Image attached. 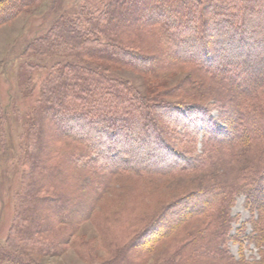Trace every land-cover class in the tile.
I'll list each match as a JSON object with an SVG mask.
<instances>
[{"label": "trees", "instance_id": "16d2710c", "mask_svg": "<svg viewBox=\"0 0 264 264\" xmlns=\"http://www.w3.org/2000/svg\"><path fill=\"white\" fill-rule=\"evenodd\" d=\"M34 1L0 0V25L23 12ZM111 1L113 2L109 3V7L114 10L116 8L114 5L118 4L119 0ZM152 3L148 9L150 12L153 11L155 18L150 22H156L159 26L162 36L160 42L168 46L172 52H177L174 57L194 63L203 72L224 81L236 92L238 98L229 107L230 110L222 114L223 117L212 114V109L209 107L205 109L207 105L203 104L202 100L179 102V105L187 106L182 110L167 106L183 113L192 110L190 116L185 115L188 121L177 117L170 109H165L161 113L174 115L175 120H182L180 123L185 126L199 127V133L207 143L236 148L248 142L264 139V113L260 111L261 105H257L264 98V75L259 72V68H264V47L260 45L264 43V35H259L260 29H264V0H193L191 2L153 0ZM200 3L201 9L196 11L193 25L191 12L197 10V5ZM112 13L105 14L102 11L96 19H91L96 20L95 30L109 38L108 42L118 37V26L112 19ZM76 28L80 31L78 27ZM191 28L192 32L186 35L187 30ZM84 30L86 32H82L88 37H84L80 42L87 44L91 41L101 45L102 41L100 42L97 36L95 38L90 35L91 28L85 27ZM177 35H181V38ZM208 39L213 44L211 52L207 51L205 46V41L207 42ZM179 41L181 44L178 43ZM132 44V40L127 37L124 43H115L116 47L112 46L121 53L136 56V53L131 52ZM216 50L217 52H214ZM108 52L98 51L95 54L85 52L83 56L114 64L119 62L117 55ZM186 52L194 58L186 57ZM197 57L200 59L198 60ZM210 64L213 66H209ZM230 67H233V70ZM240 72L244 73V77H236ZM102 73L100 75L103 77L97 78L103 80L94 82L88 81V78L85 79L84 88L82 85L76 88L75 99H79L80 104L74 103L66 107L61 105L62 102L57 104V99H53L54 106L43 109V112L49 110L52 114L55 113V118L51 116L50 121L52 127L55 125V134L48 132V138L41 144L34 142L35 146H40L32 162L26 161L28 155L23 148L16 156V167L23 168L22 173L25 176L22 179L21 192L16 193L13 198L11 225L5 242L0 244V264H46L37 258L55 257L65 252L68 244H73L71 234L75 232L78 223L90 217L94 206L98 205L107 193H112L115 187L120 186V178L132 177L124 176L123 173L139 176L147 171H156L155 168L142 165L140 161L148 160L150 163L151 159H156L159 164L171 159L182 163L188 161V157L165 142L167 139L162 134L156 136L157 123L150 102L138 98L137 92L132 90L128 81L108 78L104 72ZM246 75L250 79L245 77ZM49 86V91H57L48 84ZM120 88L125 89L121 91ZM68 93L70 92L66 94L69 95ZM133 96L138 98L139 106L143 111L132 112L123 105L134 103V101L129 102L133 100ZM114 99H119L118 104ZM169 102L178 103L175 100ZM57 141L62 146L55 149L54 143ZM72 142L74 145L70 148L67 144L71 145ZM4 146L5 143L1 145L3 151ZM96 152L104 154L109 161L108 164L91 161L89 154L95 158L98 155L99 158ZM57 160H60L59 163ZM122 161L127 164H123ZM184 167L185 165L182 164L174 171L191 169ZM263 169L262 174L257 173L254 177L251 168L241 173L244 178L243 186L248 190L247 194L249 197L257 196L260 202H264ZM247 176L250 177L246 179ZM257 176H260V181L252 186L251 181ZM213 189L196 190L197 192L192 193L184 201L174 204L164 213L165 215L156 220L146 219L141 231L131 232L138 220L148 217L149 211L139 212V215H135L127 227H124L125 239L132 234L125 244L107 245L106 259L91 254L85 262L87 264H241L227 255V249L220 248L227 239L226 231L230 220L227 214L218 213L215 209H211V212L206 211L209 210L206 209L209 195L214 197ZM251 189L253 190L249 192ZM196 199L199 203L198 208L188 209L189 206H193V200ZM74 207L80 208L81 212L75 213ZM169 216H177V219H173L167 225L165 219ZM191 219L196 221L195 225L188 227ZM217 219H221L220 228L208 229L206 225L218 222ZM183 223L182 234L171 238L173 227ZM149 254L154 255L153 258H149ZM257 263L262 264L263 258Z\"/></svg>", "mask_w": 264, "mask_h": 264}, {"label": "rangeland", "instance_id": "374dc122", "mask_svg": "<svg viewBox=\"0 0 264 264\" xmlns=\"http://www.w3.org/2000/svg\"><path fill=\"white\" fill-rule=\"evenodd\" d=\"M111 2L113 1L35 0L23 12L0 25V244L5 242L12 221L13 198L16 193L21 192L25 176L23 168L16 167V156L23 148L28 155L26 161L32 162L40 146H35L34 142L41 144L48 138V132L55 134V125L52 127L50 122L51 116L55 118V113L52 114L49 110L43 112V109L54 106L53 99L66 107L74 103L80 104L81 101L75 99L76 88L81 85L84 88L85 79L88 78V81L94 82L103 80L97 77L104 72L108 78L128 81L138 98L150 102L157 123L156 136L162 134L167 139L165 142L188 157V161L182 163L171 159L160 164L156 159H151L150 163L148 160L140 161L142 165L155 168L156 171H147L139 176L123 173L124 176L132 177L120 178V186L115 187L112 193H107L94 206L90 217L78 223L75 232L71 234L73 244L69 243L65 252L58 256L37 259L46 264H87L85 261L91 254L106 259L107 245H123L128 241L132 234L125 239L124 227L139 212L149 211L148 217L138 220L131 232L141 231L147 220H156L165 215L174 204L184 201L196 190L214 188V197L209 195L206 203V209L209 210L206 211L215 209L218 213L227 214L230 219L226 243L220 245V248L227 249V255L241 264H258L262 258L264 264V202H260L257 196L249 197L241 175L243 170L249 168L253 177L262 172L264 139L227 148L204 142L199 127L185 126L180 123L182 120H175L176 117L169 116V113L163 115L161 112L167 110V106L182 110L187 106L179 105V102L202 100L207 105L205 109L209 107L212 114L223 117L224 112L227 113L238 98L236 92L224 81L203 72L194 63L174 57L177 52H172L160 42L162 36L159 26L156 22H150L155 18L153 11L148 9L153 0H119L118 4L115 3L114 10L109 7ZM197 8L191 12L193 25L201 3ZM102 11L105 14L113 12L112 19L118 26V42L115 39L108 42L109 38L95 30L96 20L91 19H96ZM78 24L91 28L90 35L95 38L97 36L102 41L101 45L91 41L87 44L80 42L88 35L83 33L86 32L85 27ZM191 32L192 28L187 30L186 35ZM260 32L259 35H264V29H260ZM177 36L179 38L181 35ZM127 37L132 40L131 52L136 53V56L126 55L115 49V43L122 44ZM178 43L181 44L180 41ZM205 44L207 51H213V44L209 39ZM260 45L264 47L263 42ZM98 51L114 53L119 62L114 64L83 56L85 52L95 54ZM185 56L194 58L187 52ZM230 72L233 73L231 70ZM259 72L264 75V68H259ZM236 77L242 78L244 73H237ZM245 77L250 79L248 75ZM48 84L57 91H49ZM123 89L125 88H120L121 91ZM67 92H70L69 95ZM137 97L133 96V100H129L134 103L123 105L132 112L143 111ZM172 100L178 103H170ZM114 101L118 104L119 99ZM257 105H261L260 111L264 113V98ZM181 114L188 121L185 113ZM61 119H64L63 116ZM3 143L4 151L1 149ZM67 145L73 148L74 143ZM54 146L57 149L62 144L57 141ZM96 154H99V158L98 155L95 158L89 154L91 161L108 164L104 154ZM57 161L59 163L60 160ZM182 164L191 169L174 171ZM260 176L252 179V186L260 181ZM197 200H193V206L188 209L198 208ZM73 211L79 213L81 209L74 207ZM173 219L176 220L177 216L166 218L167 225ZM195 222L189 220L188 227H193ZM221 225L220 219L206 226L210 230H218ZM174 227L170 233L171 238L182 234L184 223ZM185 242L188 243L186 240ZM153 256L149 254V258Z\"/></svg>", "mask_w": 264, "mask_h": 264}, {"label": "bare ground", "instance_id": "6f19581e", "mask_svg": "<svg viewBox=\"0 0 264 264\" xmlns=\"http://www.w3.org/2000/svg\"><path fill=\"white\" fill-rule=\"evenodd\" d=\"M167 109H170V111L172 113L176 114L177 117H179V118L181 117L182 118V114L181 113H183V112H178L177 110L169 108V107H167ZM184 113H185L186 116H190L191 113H193V111L192 110H186V111H184Z\"/></svg>", "mask_w": 264, "mask_h": 264}]
</instances>
